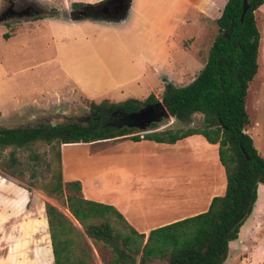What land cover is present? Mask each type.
<instances>
[{"label":"trees","instance_id":"trees-1","mask_svg":"<svg viewBox=\"0 0 264 264\" xmlns=\"http://www.w3.org/2000/svg\"><path fill=\"white\" fill-rule=\"evenodd\" d=\"M28 1V0H27ZM244 0H227L215 20L218 34L203 69L188 85L167 83L161 98L150 94L145 100L89 102V113L68 118L64 123L45 120L35 126H0V154L19 151L34 143L49 146L56 155L52 177L43 183L32 174L35 185L49 197L61 201L74 222L56 206L47 203L54 264H95L89 241L110 255L104 264H225L231 243L253 214L264 185V157L247 130L251 124L247 100L251 83L259 72L261 33L256 12L264 0H249L250 8L241 21ZM111 0L79 8H102ZM33 19L55 18L58 11L37 2H25ZM55 12V13H54ZM67 17V15H65ZM9 38L8 34L4 35ZM164 108L169 118L183 123L199 114L201 127L146 133L158 128ZM164 116V114H162ZM201 135L218 145L219 160L225 169L227 188L215 197L207 212L152 230L148 237L135 230L112 205L88 200L80 181L65 182L63 148L72 145L121 141H154L175 144ZM52 171V164H49ZM139 258V259H138Z\"/></svg>","mask_w":264,"mask_h":264},{"label":"crops","instance_id":"crops-1","mask_svg":"<svg viewBox=\"0 0 264 264\" xmlns=\"http://www.w3.org/2000/svg\"><path fill=\"white\" fill-rule=\"evenodd\" d=\"M34 1L56 7L61 15L59 18L26 22L13 33L8 34L9 38L5 39L6 42L20 37L23 39L21 40L22 45L30 39L42 45V53L46 56L41 61L42 65L59 62V73L64 79L61 82L60 78L59 83L62 92L61 97L59 96L60 102L72 96H82L89 101L100 103L103 100L115 102L114 93L126 96L128 86L140 89L146 76H150L148 77L150 80H156V84L160 83L162 76H170L161 68L183 67L184 63L180 59L183 60L187 54L183 48V41L198 37L199 30L203 27L202 19L215 21L219 18L227 0H175L174 7L170 9V12H165L162 19L160 18L161 21L149 19L145 13L148 8L144 7L146 5L144 0H131L129 15L125 21L120 23L91 19L74 21L69 17L74 4L91 6L107 0ZM262 9L264 11V5L256 12V19H258V12ZM66 12H69L67 17L64 15ZM141 24H148L149 37L158 44L152 53V58L144 62L141 60L143 58ZM90 25L105 27L104 29L110 32L107 37H111V40L120 38L129 42L128 47L133 58L129 66L125 68V72L129 73L126 79L120 81L108 68H76L75 62L79 59L90 60L95 52L91 41L93 39H90L86 31ZM52 26L59 27L57 35ZM68 29L75 33L71 35V38L67 36ZM5 34L7 32L4 31L1 37L4 38ZM69 39L71 41L75 39L76 43L67 49L71 42ZM138 44L141 47L139 54ZM113 49L116 50L114 45ZM71 57L74 61H69ZM95 88L101 91L96 92ZM149 92L154 93L155 91ZM47 102L39 101L36 105L41 107ZM251 129L252 121L247 132L254 140ZM105 144H116L121 157H127L126 161H128L129 153L142 151L147 153L145 160L150 165L186 170L184 173H174L178 177H183L167 184L164 189L168 191L162 198L166 200L158 201L157 205L160 206L158 207L152 203L149 205V199H159L155 197L154 191L149 192V197L136 196L138 191L134 184L143 182L142 177L145 174L137 173L130 168L115 169L113 165H117L118 162L106 156L104 160H101L92 149L100 144L82 145L85 148L86 159L75 161L70 159L71 162L67 157V149L71 146L63 148L65 182L80 181L86 199L114 206L135 230L145 234L146 237L156 228L207 212L212 200L226 193V173L219 160L218 145L210 144L201 135L187 137L175 144H162L154 141L137 143L121 141ZM126 164L128 166V163ZM204 193L206 200L202 199ZM180 195L185 199L182 200L184 203L179 205V202H175L173 198ZM42 197L43 195L34 189L21 185L15 180L0 177V264H47L41 257V231L44 225L49 229L46 202ZM160 203H165V207H162ZM155 209L157 210L153 211ZM255 211L256 207L246 223L252 220ZM162 214L165 217H162ZM52 256L54 262L53 249Z\"/></svg>","mask_w":264,"mask_h":264},{"label":"rangeland","instance_id":"rangeland-1","mask_svg":"<svg viewBox=\"0 0 264 264\" xmlns=\"http://www.w3.org/2000/svg\"><path fill=\"white\" fill-rule=\"evenodd\" d=\"M34 0H0V15L11 5H15L17 11L25 10V2ZM148 8L145 13L149 19L161 21L165 12H170L176 3L175 0H144ZM37 2V1H34ZM38 3V2H37ZM39 6L46 8V12H51L56 7H51L45 4L38 3ZM143 7V9H144ZM59 13V10L56 9ZM73 11V8H72ZM144 11V10H143ZM260 12V11H259ZM257 14V25L261 33V44L259 54V72L254 81L250 85L247 111L252 121L251 133L254 135V142L259 153L264 157V11ZM55 13V12H54ZM69 12L64 15L68 16ZM61 14H58V18ZM55 17V18H57ZM161 18V19H160ZM32 17L27 18H11L0 24V126L18 127V126H35L45 120L53 121L54 123H64L68 118H80L89 113V100L82 96H72L63 101H59L61 88L59 87L61 73H59L58 63H45L41 61L46 58L42 53V45L27 39L25 44L20 37L13 38V41L6 42L1 37L5 31L7 34L13 33L17 28H20L24 23L34 21ZM42 20V19H39ZM203 27L199 30L198 37L186 39L183 41V48L187 52L183 60L180 59L184 66L177 68H161L167 71L170 76H162L161 82L156 84V80H150V76H146L143 80L140 89H135L132 86L126 87V96L120 93H114L115 102H123L128 99L145 100L150 94L149 91H155L159 98L162 97L165 90V79L167 83H172L176 87L186 86L191 83L204 67V63L208 58L209 50L215 37L218 34V26L215 21L202 19ZM55 34L59 32V27L52 26ZM163 27H166L163 25ZM105 27L90 25L86 30L94 47L95 52L93 58L82 61L79 59L75 62L76 68H108L114 76L120 81L126 79L129 73L125 72V68L131 63L133 58L130 55L129 42L116 39L111 40L110 32L104 29ZM142 35V62L151 59L152 53L158 46L155 41L149 37L148 24H141ZM65 31V30H64ZM56 34V35H57ZM75 34L71 29H68V37ZM100 34V35H99ZM4 36V35H3ZM101 36V37H100ZM71 41V39H69ZM76 40L73 39L67 49L73 47ZM162 42H160L161 44ZM116 47V50L113 49ZM157 45V46H156ZM141 47L138 44V50ZM141 50L138 51L141 52ZM139 61V57L137 58ZM177 59V58H176ZM134 60H136L134 58ZM161 57L160 61L162 62ZM69 61H74L73 57ZM136 62V61H134ZM72 66V65H71ZM75 68V67H74ZM95 88L94 90H96ZM70 90V89H69ZM101 90H96V92ZM136 93V94H134ZM61 97V96H60ZM48 101L46 105L38 107L36 103L39 101ZM258 123V124H257ZM203 124V117L199 114L190 119L189 122L183 123L178 120H171L169 117L160 116L158 120V128L146 130V133L162 132L166 130H178L197 128ZM253 130V131H252ZM255 130V131H254ZM94 146L93 152L101 160L106 158L118 162L113 165L115 169L131 170L139 173H144L143 182H136L134 187L141 197H149V192L154 191L159 199H149L150 204L157 205V202H162L168 190H165L167 184L178 180L181 177L174 173H184L186 170L170 168L169 166L156 167L150 165L146 158V152L135 151L129 153L127 157H121V154L116 149V144L98 143ZM106 151V153L104 152ZM12 149H7L0 154V177L9 180H15L21 185L34 189L36 192L43 195V201L56 206L65 213L74 224L81 229L79 223L71 216L67 208L61 201L56 198L49 197L43 190L35 185V180H32L31 175L35 174L38 182L43 183L52 177L54 163L56 162L55 152L43 143H34L30 148L19 151L14 158L18 161L13 165ZM102 152L101 154H99ZM67 157L70 160L86 159L85 148L82 145L77 147L72 145L67 149ZM70 160V162H71ZM128 163V166H126ZM52 164V171L49 167ZM225 176V173H224ZM141 188V189H140ZM208 196V195H207ZM260 199L256 206L255 214L248 223L242 228L238 241L231 244L229 259L225 264H264V185L259 188ZM144 199V198H143ZM175 202L183 204L182 200L185 197L173 198ZM202 199L206 200V194L202 195ZM173 202V203H175ZM205 202V201H204ZM167 203V201L165 202ZM165 203H160L165 207ZM171 203V204H173ZM158 207L159 204L157 205ZM175 210V209H174ZM162 217H165L162 214ZM93 251V259L95 264H104L105 259H110L109 253L98 246L96 247L92 241H89ZM41 257L47 264H54L52 256V247L49 229L44 225L41 231Z\"/></svg>","mask_w":264,"mask_h":264},{"label":"water","instance_id":"water-1","mask_svg":"<svg viewBox=\"0 0 264 264\" xmlns=\"http://www.w3.org/2000/svg\"><path fill=\"white\" fill-rule=\"evenodd\" d=\"M130 7H131V4L129 5V8L125 12V14L122 17H120V18L102 17V16L96 15L94 13H81L79 16H75L74 12H71L69 14V17H70L71 20H74V21H79V20H84V19H91L93 21H106V22L120 23V22L126 20L127 16L129 15ZM249 8H250L249 0H244L243 1V6H242L241 21L244 20L247 12L249 11ZM29 16H31V12H30V9L29 8L17 12V11L14 10L13 6H10L7 10H5L0 15V24L1 23H4L7 20H9L11 18H14V17H16V18H26V17H29ZM158 114L160 116L162 114H164V116H166V117L169 116L168 112L164 108H161L158 111ZM54 125H55V123H54Z\"/></svg>","mask_w":264,"mask_h":264},{"label":"flooded vegetation","instance_id":"flooded-vegetation-1","mask_svg":"<svg viewBox=\"0 0 264 264\" xmlns=\"http://www.w3.org/2000/svg\"><path fill=\"white\" fill-rule=\"evenodd\" d=\"M129 2H130V0H111V2H109V4H107L106 6H104L102 8H84L83 7V8H79V9L75 10V13L77 14V16H79L81 13H94V14L102 16V17L120 18L128 10ZM11 6H13V8L15 7V5H11ZM25 9H28V8H25ZM14 10L17 11L15 8H14ZM17 12H19V11H17ZM72 12H74V11H72Z\"/></svg>","mask_w":264,"mask_h":264},{"label":"bare ground","instance_id":"bare-ground-1","mask_svg":"<svg viewBox=\"0 0 264 264\" xmlns=\"http://www.w3.org/2000/svg\"><path fill=\"white\" fill-rule=\"evenodd\" d=\"M173 208L175 207V206H172ZM173 208H170V209H173ZM162 209V208H161ZM161 209H159V211H161ZM157 209H155V210H153V211H156ZM172 211V210H171Z\"/></svg>","mask_w":264,"mask_h":264}]
</instances>
